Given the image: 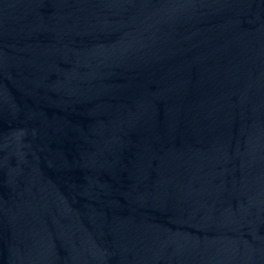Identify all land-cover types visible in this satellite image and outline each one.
<instances>
[{
  "label": "water",
  "instance_id": "water-1",
  "mask_svg": "<svg viewBox=\"0 0 264 264\" xmlns=\"http://www.w3.org/2000/svg\"><path fill=\"white\" fill-rule=\"evenodd\" d=\"M0 264H264V0H0Z\"/></svg>",
  "mask_w": 264,
  "mask_h": 264
}]
</instances>
